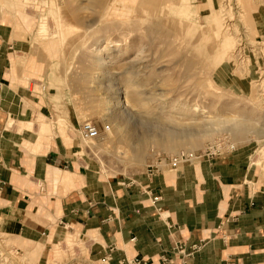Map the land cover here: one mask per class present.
Segmentation results:
<instances>
[{
  "label": "rangeland",
  "instance_id": "374dc122",
  "mask_svg": "<svg viewBox=\"0 0 264 264\" xmlns=\"http://www.w3.org/2000/svg\"><path fill=\"white\" fill-rule=\"evenodd\" d=\"M11 1L40 67L39 131L86 169L137 178L235 152L264 174V0ZM86 121L99 137H82ZM78 239L56 242L47 264H111Z\"/></svg>",
  "mask_w": 264,
  "mask_h": 264
},
{
  "label": "crops",
  "instance_id": "0c3cea01",
  "mask_svg": "<svg viewBox=\"0 0 264 264\" xmlns=\"http://www.w3.org/2000/svg\"><path fill=\"white\" fill-rule=\"evenodd\" d=\"M21 12L0 0V264H47L56 242L72 248L79 234L96 261L114 248L111 264H161L162 255L172 264H264V174L241 154L102 177L74 146L40 133L47 100L31 89L40 67L29 62ZM68 230L78 234L71 243ZM177 244L199 248L185 256Z\"/></svg>",
  "mask_w": 264,
  "mask_h": 264
},
{
  "label": "built area",
  "instance_id": "2783aa9c",
  "mask_svg": "<svg viewBox=\"0 0 264 264\" xmlns=\"http://www.w3.org/2000/svg\"><path fill=\"white\" fill-rule=\"evenodd\" d=\"M80 133L83 138L85 139H95L99 137L100 132L95 124H93L90 121H86L81 125ZM189 154H186L185 152L177 154L176 156H169V159L167 160V164L171 167H175L179 162L187 160L189 158ZM160 196H154L153 202H157L159 200ZM199 248L198 244H193L190 249L188 250L187 247L184 244H177L174 246V250L182 253L185 256H191L196 252V250ZM114 248H110L109 252L102 258L103 263L109 262L112 259V251ZM135 264H145L141 260L135 259ZM161 264H172L171 260L168 256L162 255L161 256ZM179 264H191L186 260H183Z\"/></svg>",
  "mask_w": 264,
  "mask_h": 264
},
{
  "label": "bare ground",
  "instance_id": "6f19581e",
  "mask_svg": "<svg viewBox=\"0 0 264 264\" xmlns=\"http://www.w3.org/2000/svg\"><path fill=\"white\" fill-rule=\"evenodd\" d=\"M140 7L147 6V7H157L161 0H138ZM145 8V7H144ZM150 8V9H151ZM146 10V9H145ZM152 10V9H151ZM145 12V11H144ZM139 158V155H138ZM55 251V248H54ZM56 254V253H55ZM58 254V253H57ZM56 254V255H57Z\"/></svg>",
  "mask_w": 264,
  "mask_h": 264
}]
</instances>
